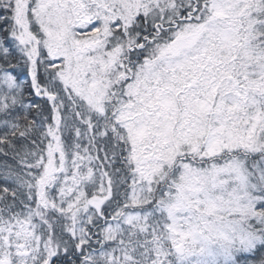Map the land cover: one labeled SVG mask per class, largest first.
<instances>
[{"label":"snow or ice","instance_id":"obj_1","mask_svg":"<svg viewBox=\"0 0 264 264\" xmlns=\"http://www.w3.org/2000/svg\"><path fill=\"white\" fill-rule=\"evenodd\" d=\"M0 264H264V0H0Z\"/></svg>","mask_w":264,"mask_h":264}]
</instances>
